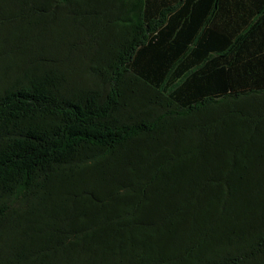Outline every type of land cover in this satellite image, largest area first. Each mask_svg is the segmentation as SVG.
<instances>
[{
  "label": "trees",
  "instance_id": "obj_1",
  "mask_svg": "<svg viewBox=\"0 0 264 264\" xmlns=\"http://www.w3.org/2000/svg\"><path fill=\"white\" fill-rule=\"evenodd\" d=\"M0 264H264V0H0Z\"/></svg>",
  "mask_w": 264,
  "mask_h": 264
}]
</instances>
